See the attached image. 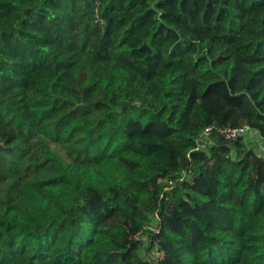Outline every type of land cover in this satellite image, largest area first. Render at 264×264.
I'll use <instances>...</instances> for the list:
<instances>
[{"label": "trees", "instance_id": "1", "mask_svg": "<svg viewBox=\"0 0 264 264\" xmlns=\"http://www.w3.org/2000/svg\"><path fill=\"white\" fill-rule=\"evenodd\" d=\"M245 125L264 0H0V264H264Z\"/></svg>", "mask_w": 264, "mask_h": 264}, {"label": "built area", "instance_id": "2", "mask_svg": "<svg viewBox=\"0 0 264 264\" xmlns=\"http://www.w3.org/2000/svg\"><path fill=\"white\" fill-rule=\"evenodd\" d=\"M212 128H208L205 130L203 134V139L208 138L210 135ZM222 134L225 135L227 139H236L237 137H242V136H247L249 142H254L258 143V147L260 150L264 152V140L258 137L255 131H253L248 125H245L243 127H240L238 129H231V128H226L222 130ZM158 221V217L155 218V221H153L152 225L146 226L145 230L151 231V232H156V223ZM136 240H142L141 236L136 237ZM144 241V240H143ZM151 258L154 261V264H161V260L164 258V254L161 251H154L153 254H151Z\"/></svg>", "mask_w": 264, "mask_h": 264}, {"label": "rangeland", "instance_id": "3", "mask_svg": "<svg viewBox=\"0 0 264 264\" xmlns=\"http://www.w3.org/2000/svg\"><path fill=\"white\" fill-rule=\"evenodd\" d=\"M249 141V140H248ZM250 145L253 146L254 150L256 151V153H258L261 157H264V152L262 150L259 149L258 147V143H254V142H249Z\"/></svg>", "mask_w": 264, "mask_h": 264}]
</instances>
